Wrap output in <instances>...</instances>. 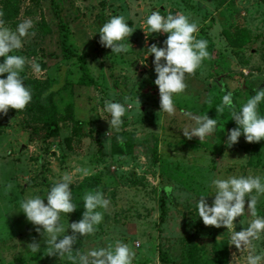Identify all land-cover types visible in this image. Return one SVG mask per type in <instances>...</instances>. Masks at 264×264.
Instances as JSON below:
<instances>
[{
  "label": "rangeland",
  "instance_id": "obj_1",
  "mask_svg": "<svg viewBox=\"0 0 264 264\" xmlns=\"http://www.w3.org/2000/svg\"><path fill=\"white\" fill-rule=\"evenodd\" d=\"M53 3L69 29L75 53L70 58L62 54ZM150 8L160 9L161 15H186L197 24L195 38L214 48L207 49L209 57L192 74H185L186 87L173 96L171 115L159 111L152 56L146 57L147 47L162 46L167 35L145 37L143 21ZM114 15L123 16L134 29L125 54H112L97 43L96 30ZM25 18L33 21L35 34L11 54L25 57L21 76L50 85L59 120L53 136L30 140L21 125L22 113L9 108L0 115V264H68L64 256L48 254L47 234L37 232L39 226L19 212L21 200L32 195L46 203L43 196L65 173L72 176L69 188L77 206L60 213L66 235L71 234L68 224L80 219L85 192L99 190L109 200L100 210L103 218L96 230L79 236L75 256L117 240L134 253L132 264H245L250 251L264 252V234L251 248L237 249L230 243L231 230L203 225L192 199L210 194L213 178L264 177V140L249 143L241 136L227 146V131L235 124L227 110L215 113L225 91L233 93L238 109L250 90L264 88V0H0L4 27L14 29ZM228 39H238L242 46L232 47ZM79 54L85 56L93 85L77 83ZM32 61L41 72L32 71ZM105 100L126 106L118 131L106 121ZM184 113L215 118L216 131L202 140L185 138L180 130L194 125ZM74 121H82L75 135ZM122 131L134 134L131 153L112 152V142ZM211 199L205 197L209 203ZM257 214L264 215V196L258 197ZM251 219L245 209L234 218L233 230ZM33 242L39 244L36 253L28 248ZM159 253L166 254V261Z\"/></svg>",
  "mask_w": 264,
  "mask_h": 264
},
{
  "label": "clouds",
  "instance_id": "obj_2",
  "mask_svg": "<svg viewBox=\"0 0 264 264\" xmlns=\"http://www.w3.org/2000/svg\"><path fill=\"white\" fill-rule=\"evenodd\" d=\"M143 23L147 29L146 32L143 31L145 37L152 33L167 34L162 46L158 47L153 43L147 47L146 57L149 54L152 56L155 74L153 84L158 90L159 111L171 115L175 111L173 96L182 93L186 87L185 74H192L201 61L209 57L208 42L195 38L193 34L198 31L197 24L180 12L169 11L167 15H161L160 9L150 8ZM32 28L33 21L30 18L17 23L14 29L4 27L0 20V74H6L0 78V115L5 114L9 108L23 110L31 101V90L22 83L24 80L20 75L26 63L25 57L11 53L22 47L25 37L35 34ZM133 30L123 16H110L95 32L98 33L97 43L110 49L112 54H125L131 48L128 37ZM31 69L34 73L41 72L40 65L35 61H32ZM262 102L264 88L254 90V94L240 103L238 109L233 103V93L224 92L215 113L221 114L227 110L235 124L234 128L227 131L224 141L227 146L231 147L241 136L249 143L264 140V115L258 111ZM103 111L108 114V125L118 131L126 113V106L120 102L105 100ZM184 115L194 125L180 130L185 138L191 139L195 136L202 140L216 131L215 118H209L205 114ZM116 139L120 142L121 138L117 136ZM75 171L80 172L81 169L76 168ZM84 173L87 174L86 169ZM69 185H72V176L65 173L43 196L46 203L42 202L40 195H32L22 199L19 205V212L23 213L26 221L39 226L36 231L40 232L42 229L43 236L47 234L45 243L49 246L48 254L64 256L70 261L78 260V264H132L134 253L120 240L106 248L97 247L86 254L77 253L73 256L72 245L75 244L77 235L83 237L96 230L95 226L103 218L100 210L107 208L109 200L99 190L85 192L81 198L83 211L80 219L68 224L67 229L71 230V234L66 235L59 224L60 213L68 214L77 208L72 202ZM208 187L211 189L210 194L192 197L195 216L205 226H223L231 230L230 243L237 249L251 248L252 242L259 240L264 234V215L257 214L258 197L264 196V177L229 175L226 178L211 179ZM166 191L171 192V186H166ZM206 196L212 197L210 203L205 200ZM245 209L252 219L246 227L234 231V218L243 215ZM61 232L64 234L58 236ZM28 248L36 253L39 244L33 242ZM262 260L264 252L250 251L245 257V264H261Z\"/></svg>",
  "mask_w": 264,
  "mask_h": 264
},
{
  "label": "trees",
  "instance_id": "obj_3",
  "mask_svg": "<svg viewBox=\"0 0 264 264\" xmlns=\"http://www.w3.org/2000/svg\"><path fill=\"white\" fill-rule=\"evenodd\" d=\"M54 14L56 16V27L60 34V44L62 49V54L65 58H70L75 56L70 42H69V29L65 19L62 17L61 12L58 9L57 3L52 5ZM47 32H49L47 30ZM244 40V39H242ZM230 46L241 47L242 44L238 43V39H228ZM207 49L210 52L214 51L213 45L211 43L207 44ZM79 63V77L77 83L81 86H90L94 84V80L90 74V70L87 66L84 54L76 55ZM23 77V84L31 90V101L25 106L23 110H14L16 113H22L23 117L21 120V125L24 130L28 132V137L30 140L34 138L46 139L57 133V122L59 120L58 110L56 105L52 102L51 96L54 94L50 85L46 81H38L35 79H30L28 77ZM249 94H254V90H250ZM258 111L261 115H264L263 104L258 106ZM82 121H74L72 127V134H76L77 130L80 129ZM121 139L120 142L113 140L112 142V152L113 153H131L135 147L134 134L129 131H122L118 135ZM66 140H69L67 137ZM161 207L163 204L161 203ZM80 245V237L77 235V240L75 244L72 245L73 256H75V251ZM160 258L166 261V254L159 253ZM68 264H73V261L68 260Z\"/></svg>",
  "mask_w": 264,
  "mask_h": 264
}]
</instances>
